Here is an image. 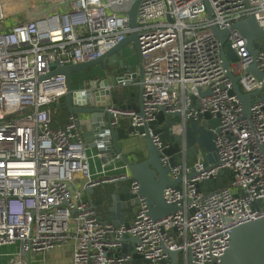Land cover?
<instances>
[{
	"label": "built area",
	"instance_id": "built-area-1",
	"mask_svg": "<svg viewBox=\"0 0 264 264\" xmlns=\"http://www.w3.org/2000/svg\"><path fill=\"white\" fill-rule=\"evenodd\" d=\"M6 1L0 0V21ZM132 1L47 0L30 5L27 18L0 25V247L18 244L6 264H24L28 251H48L69 240L72 264H169L164 247L181 253L184 264H222L231 228L264 216V98L255 99L249 116L243 115L211 31L212 25L230 29L251 13L264 31V0H141L135 29L143 116L131 108H109L111 124L129 117L135 128L147 126L160 110L179 112L183 120L204 112L218 115L213 139L218 160L205 166L198 149L190 165H173L162 153L168 143L149 128L162 166L171 179L180 177L179 187L162 192L177 209L151 218L138 182L131 179L130 190L139 198L131 221L115 225L98 218L86 189L124 180L127 166L123 163L117 174L91 176L75 115L69 113L63 126H52L51 107L67 90L65 77H41L52 63L60 67L96 59L122 41L133 30L126 15ZM228 41L238 56L230 68L240 76L241 90L260 88L264 52L252 56L236 29L229 31ZM253 61L262 80L245 70ZM128 74L123 84L132 81ZM171 130L183 136V122ZM132 134L144 136L137 129ZM223 177V185L215 187ZM205 180L214 185L211 191ZM124 236L137 239L134 250L147 262L120 252Z\"/></svg>",
	"mask_w": 264,
	"mask_h": 264
},
{
	"label": "water",
	"instance_id": "water-1",
	"mask_svg": "<svg viewBox=\"0 0 264 264\" xmlns=\"http://www.w3.org/2000/svg\"><path fill=\"white\" fill-rule=\"evenodd\" d=\"M141 0H133L126 11L129 18V25L133 29L122 41L107 50L100 57L76 64H68L55 67L50 65L51 71L41 77L47 78L51 75L59 74L65 77L66 92L56 103V107L64 106L69 113H73L78 122L88 120L91 130L87 132L90 139L96 140V146H110L114 152H120L119 142L128 139L130 134L137 129L144 133V152L142 157L136 151L132 156L122 157L126 164L129 176L124 180L113 184L114 188L106 195L105 201L92 200L90 191L87 188V199L96 208L102 206L104 217L98 216L100 220L112 222L115 225L124 223L123 217L132 212L139 203L137 194L130 190L129 181L135 179L138 182V194L144 197L148 207V213L153 219H157L170 214L177 209L176 205L166 203L162 192L168 186L179 187L180 177L171 179L168 168L162 166L160 162L161 153L153 144L148 129L152 134H158L160 139L168 143L162 153L170 157L171 163H177L175 156L179 155L181 161L186 164L192 163L198 149L204 153V165H216L218 160L217 149L214 144L215 131L219 126L218 115L212 117L209 112L198 113L197 118L188 117L182 119L179 112L166 113L162 110L155 113L154 119L147 126L135 128L132 124L127 129L111 124L113 117L109 108H131L139 115L142 112V86L143 67L142 56L138 44V34L136 31V16ZM207 12L211 18L210 9ZM171 21L172 19L169 18ZM236 29L247 41V49L252 56L258 50L264 52V31L258 25L255 15L251 13L248 17L233 23L230 29L219 30L216 25L211 26V31L219 42L220 56L227 76L232 83L231 94H235L242 104V112L245 117L249 116L250 105L257 98H264V83L255 91L244 93L238 83L240 76L234 74L230 68L231 63L238 61L235 50L228 41L229 31ZM137 69L131 74L138 77L137 88H130V82L122 83V76H129V72ZM252 73L256 79L262 80L263 72L260 71L253 61L245 69ZM204 94V93H202ZM138 103H135V100ZM178 118V119H177ZM177 122H183L184 135L172 133V126ZM83 128V127H82ZM86 135V134H85ZM84 135V136H85ZM86 139V138H85ZM87 140V139H86ZM264 155V145L260 146ZM135 155L137 158L135 159ZM221 171L220 173H223ZM192 175V174H190ZM225 178L215 185L221 187ZM207 189L211 191L214 185L209 180L204 181ZM254 205H257L256 203ZM228 247L221 256L222 264H264V216L258 217L234 226L231 228ZM129 239L123 237V241ZM136 238L132 239V246L129 248L134 261H144L134 250ZM164 251L169 254L170 263L176 264L178 251ZM30 252L26 254L25 264H30Z\"/></svg>",
	"mask_w": 264,
	"mask_h": 264
},
{
	"label": "crops",
	"instance_id": "crops-1",
	"mask_svg": "<svg viewBox=\"0 0 264 264\" xmlns=\"http://www.w3.org/2000/svg\"><path fill=\"white\" fill-rule=\"evenodd\" d=\"M137 72V69L129 72L130 74ZM137 83H138V77H133L132 81L130 82V88H137ZM135 103H138V100H135ZM55 112H57L55 114ZM55 112L52 116V126L53 127H58V126H63L66 123L67 116L69 112L64 109L61 110V108H57L55 106ZM178 119V118H177ZM130 118L129 117H120L118 119L117 126L123 127L125 129L128 128V126L131 124L130 123ZM79 128L82 132V136L84 138L85 142V151L88 156V162H89V167H90V174L92 177H99L100 175H113L121 172L123 168V161L122 157H130L133 154L138 151V156L142 157V153L145 151L144 150V138L143 136L139 135H134L130 134L128 139L121 140L119 142L121 151L120 152H114L113 148L110 146H103V148H99L96 146V140L95 139H90L89 136H87V132L91 130V125L88 120L78 122ZM83 127V128H82ZM86 134V135H85ZM85 135V136H84ZM87 140H86V139ZM101 154V155H100ZM119 154L121 157L119 159H115V156ZM137 156L135 155V159ZM105 160H108V164L104 163ZM112 185H115L113 183H108L104 185H100L97 187H94L95 189H100L105 187H114ZM85 196L87 197V193H85ZM92 200L99 202L100 195L99 193L95 194L94 197L90 196ZM97 211V210H96ZM100 211L103 212V217L105 216L103 209ZM134 212L129 213L128 215L123 217V220L125 222L131 221ZM98 214V213H97ZM98 216H100L98 214ZM132 246V240L131 239H126L123 241V245L120 248V252L125 253V252H130L129 248ZM18 244H10V245H4L0 247V264H6L9 260V257L11 253H14L17 251ZM73 249H74V244L72 240H69L67 242L58 244L54 246L52 249L48 251H31L30 252V264H72V256H73ZM26 260V257H25ZM25 264V262H24Z\"/></svg>",
	"mask_w": 264,
	"mask_h": 264
},
{
	"label": "rangeland",
	"instance_id": "rangeland-1",
	"mask_svg": "<svg viewBox=\"0 0 264 264\" xmlns=\"http://www.w3.org/2000/svg\"><path fill=\"white\" fill-rule=\"evenodd\" d=\"M47 3V0H21V1H14V0H8L6 1L5 3H3L1 5V8H2V12L4 14V20L3 21H0V25H4L5 22H17V21H21L25 18H27L29 15V6L30 5H46ZM125 5V4H124ZM124 5H120V6H117V8L119 10H122L124 8ZM28 6V7H27ZM55 106H52V111H53V114L55 112ZM61 110L64 109V106H60ZM57 112H55L56 114ZM176 158V161L177 162H181V158L179 155H176L175 156ZM191 163H188V165H190ZM114 186V185H112ZM114 188V187H113ZM112 187H105L104 188H100V189H95V188H92L91 191H90V196H93L97 193H99L100 195V199H102L103 201L106 200L107 198V194L113 189ZM102 209V206L100 205H97L96 206V210H97V213L100 215V216H103V212L100 211ZM136 209V206L133 208L132 212ZM178 264H184L182 258H181V253L178 254Z\"/></svg>",
	"mask_w": 264,
	"mask_h": 264
}]
</instances>
